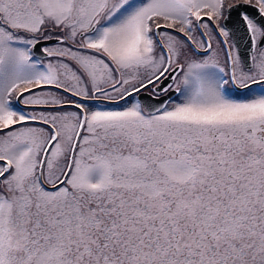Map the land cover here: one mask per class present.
Masks as SVG:
<instances>
[{
	"label": "snow or ice",
	"instance_id": "6c2138e0",
	"mask_svg": "<svg viewBox=\"0 0 264 264\" xmlns=\"http://www.w3.org/2000/svg\"><path fill=\"white\" fill-rule=\"evenodd\" d=\"M0 264H264V0H0Z\"/></svg>",
	"mask_w": 264,
	"mask_h": 264
},
{
	"label": "flooded vegetation",
	"instance_id": "af4514ba",
	"mask_svg": "<svg viewBox=\"0 0 264 264\" xmlns=\"http://www.w3.org/2000/svg\"><path fill=\"white\" fill-rule=\"evenodd\" d=\"M232 2H235V0H232ZM234 19H235V17H233V21H234ZM233 21H232V23H233ZM220 23L223 26L224 22L221 21ZM196 36H197V39H200L199 32L196 33ZM210 38L212 40L213 48L216 50V58L220 64V66L225 68V70L227 71V69H228V65L226 62L227 57H226V54L223 50L224 45L219 42L220 37L215 35V31L212 30V34H211ZM227 39H228V45H229V47H231L233 49V52H236L237 50H239L240 67L244 71H248L246 59H247L248 52H249V40H248L247 35L244 34L243 31L241 30V31H239L238 35L234 38L233 35L231 34V31H230V35ZM258 51H259V49H257V52ZM67 96L70 98L67 101L74 99L72 96H69V95H67ZM136 99H139V96H137ZM92 103L100 104L102 107H111L112 105H115L111 102L104 101V100L94 101ZM123 103H124L123 101L120 102V104H123ZM26 108H28V107H26ZM41 110H43V109L41 108Z\"/></svg>",
	"mask_w": 264,
	"mask_h": 264
},
{
	"label": "rangeland",
	"instance_id": "374dc122",
	"mask_svg": "<svg viewBox=\"0 0 264 264\" xmlns=\"http://www.w3.org/2000/svg\"><path fill=\"white\" fill-rule=\"evenodd\" d=\"M50 46V45H49ZM35 58H38V59H40V60H43L45 63H47L48 62V59H52V58H39V57H37V56H35ZM63 95V94H62ZM64 99L67 101V100H69L70 98L67 96V95H64ZM131 102V101H130ZM98 106H100V107H102L100 104H97ZM124 105V103L123 104H119V106H123ZM117 105H112L111 107H116ZM26 110L27 111H36V112H39V111H41V108H26ZM70 110H74V109H70Z\"/></svg>",
	"mask_w": 264,
	"mask_h": 264
},
{
	"label": "water",
	"instance_id": "95a60500",
	"mask_svg": "<svg viewBox=\"0 0 264 264\" xmlns=\"http://www.w3.org/2000/svg\"><path fill=\"white\" fill-rule=\"evenodd\" d=\"M257 19H259V18H257ZM232 27H233V23H232V21H229L228 22V28L231 30L232 29ZM239 33V32H238ZM238 33L235 35V36H233L234 38L238 35ZM244 33V32H243ZM244 34H246V33H244ZM35 56H37V57H39V58H46L42 53H40V52H35V54H34ZM141 95H146V94H141ZM141 97L139 96V99H140ZM28 108H33V107H28ZM34 108H42V107H34Z\"/></svg>",
	"mask_w": 264,
	"mask_h": 264
}]
</instances>
